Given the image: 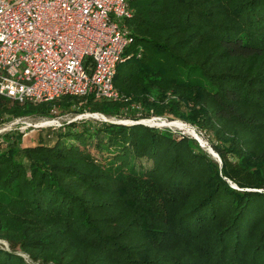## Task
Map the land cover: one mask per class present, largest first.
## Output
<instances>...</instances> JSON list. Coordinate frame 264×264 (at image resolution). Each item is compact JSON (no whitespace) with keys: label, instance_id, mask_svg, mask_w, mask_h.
Segmentation results:
<instances>
[{"label":"trees","instance_id":"obj_1","mask_svg":"<svg viewBox=\"0 0 264 264\" xmlns=\"http://www.w3.org/2000/svg\"><path fill=\"white\" fill-rule=\"evenodd\" d=\"M131 4L121 100L0 95V125L77 105L133 121H72L26 145L2 134L0 264H264V0ZM163 116L203 132L222 162L138 123Z\"/></svg>","mask_w":264,"mask_h":264},{"label":"built area","instance_id":"obj_2","mask_svg":"<svg viewBox=\"0 0 264 264\" xmlns=\"http://www.w3.org/2000/svg\"><path fill=\"white\" fill-rule=\"evenodd\" d=\"M131 1L0 0V95L22 104L65 96L121 100L115 76L134 41Z\"/></svg>","mask_w":264,"mask_h":264},{"label":"rangeland","instance_id":"obj_3","mask_svg":"<svg viewBox=\"0 0 264 264\" xmlns=\"http://www.w3.org/2000/svg\"><path fill=\"white\" fill-rule=\"evenodd\" d=\"M80 106L81 105L74 106L70 110L64 111V112H62V110H60L58 108L53 110V113L58 115V117L56 116L58 119H56V121L54 120L55 123H53L51 125L38 126L40 123L44 122L45 120H51V118H43V117H39V116H24V117H19V118L6 117L4 123L0 125V147L2 148V147H5V145H6L2 140L3 139L2 134H4V133L10 132L11 133V139H14L18 133H21L23 135V138H22L23 145L32 144V143L34 144L38 140V138L42 135L48 136V134H50L51 135L50 137H53L55 132L59 131L60 129L64 130L65 128H67V124H69L72 121H76V123L78 125H80L79 127H81L80 122H82V121H94V118H91L89 115V113H91V112H83V113L79 112ZM129 114H130V112L127 111V115H129ZM152 118H161L162 120L169 121L165 116H163V117H151L149 119H152ZM117 119H121V118H117ZM172 121H175V120H172ZM172 121H170V122H172ZM180 121H182V120H180ZM140 122H142V121L140 120ZM125 123L131 124V122H125ZM161 123H163V122H161V120H160V124ZM144 124L148 125L150 127L171 128L176 133L191 135L189 130L186 128H184V129L177 128V127L173 128L174 126L167 127L165 125L161 126L160 124L159 125H152V124H148L146 122H144ZM185 124L188 125L190 128H193L197 132H199L203 136V138L206 140L205 134L203 132L198 131V129L195 126H193L192 124H189V123H185ZM206 142H208V140H206ZM206 146H209V144L206 143ZM92 152L96 153V151H94V150ZM143 163L146 164V166H149L151 164L150 162H147L146 160H143ZM3 241L4 240H0V247L9 249L10 248L9 244L6 241H4V242Z\"/></svg>","mask_w":264,"mask_h":264},{"label":"bare ground","instance_id":"obj_4","mask_svg":"<svg viewBox=\"0 0 264 264\" xmlns=\"http://www.w3.org/2000/svg\"><path fill=\"white\" fill-rule=\"evenodd\" d=\"M90 115V114H89ZM83 117V116H82ZM90 117H92L90 115ZM80 118V117H79ZM160 120L161 123L160 124ZM126 122H129V120L127 119ZM144 122L148 123V124H152V125H168V126H174L173 128L177 127V128H186L189 130V132L191 133V135H195L197 136L199 139H201L203 142H206V140L203 138V136L197 132L195 129L190 128L188 125H186L184 122L180 121V120H175V121H166V120H162L161 118H152V119H146ZM55 123L54 119L51 120H45L44 122L40 123L38 126H44V125H51ZM37 126V125H36ZM188 132V131H187ZM4 242V241H3Z\"/></svg>","mask_w":264,"mask_h":264},{"label":"water","instance_id":"obj_5","mask_svg":"<svg viewBox=\"0 0 264 264\" xmlns=\"http://www.w3.org/2000/svg\"><path fill=\"white\" fill-rule=\"evenodd\" d=\"M144 120H142L143 122ZM142 122H138V123H142ZM144 124V122H143ZM167 127H169L168 125H165ZM196 140H198V142L200 143V145L203 147V148H206V150H208V152L210 154H212V156L214 158H216L220 163L222 162L220 156L214 151V149L211 147V146H206V143L208 144V142H203L201 139H199L197 136L195 135H192ZM235 188H238L236 184H232Z\"/></svg>","mask_w":264,"mask_h":264}]
</instances>
